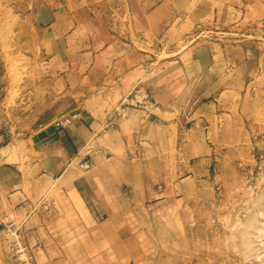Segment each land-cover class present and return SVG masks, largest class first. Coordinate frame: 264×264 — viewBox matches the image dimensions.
Instances as JSON below:
<instances>
[{"label":"rangeland","instance_id":"1","mask_svg":"<svg viewBox=\"0 0 264 264\" xmlns=\"http://www.w3.org/2000/svg\"><path fill=\"white\" fill-rule=\"evenodd\" d=\"M254 1L246 11L257 20L227 24L233 0H55L83 43L72 54L95 60L71 65V100L100 118L101 145L72 155L73 174L55 183L39 179L40 154L24 136L6 146L30 204L3 219L0 264H35L32 247L53 246L64 264H264V0ZM220 46L218 105L183 95L180 127L118 137L113 120L126 107L152 115L143 71L156 84L186 76L201 51L220 66Z\"/></svg>","mask_w":264,"mask_h":264},{"label":"crops","instance_id":"2","mask_svg":"<svg viewBox=\"0 0 264 264\" xmlns=\"http://www.w3.org/2000/svg\"><path fill=\"white\" fill-rule=\"evenodd\" d=\"M7 1L0 0V226L7 216L24 212L30 204L18 163L8 162L7 145L24 136L31 149L40 154L41 162L37 169L41 178H38L44 183L69 178L72 173L68 166L71 156L82 154L92 141L95 148L101 145L100 139L93 135L100 126V118H94L92 109H88L84 102L74 106L71 100V65L77 64L80 68L84 65L82 60L88 59L90 64L86 68L89 70L95 60L91 61L94 58L89 52L79 56L72 54V49H80L83 43L73 41L75 33H72L64 10L57 6L55 0H11L12 4H6ZM233 1V9L228 8L230 12L226 14L227 24L257 20L254 14L246 11L247 5H254L256 1ZM213 49L217 50L216 47ZM220 49L223 71L212 59L205 57L203 51L200 53L202 61L195 66L196 72L185 74L187 77L174 74L156 84L148 78L150 73L143 71L144 88L154 101L152 115L146 116L144 111L126 107L122 116L113 120L118 137L135 131L144 137L145 132L152 129L180 127L178 121L183 120L180 111L183 101L180 99L183 95L189 102L208 97L212 98V105H218L220 97L226 95V46H220ZM228 51L244 53L240 46L229 47ZM131 75L126 77L124 92L123 89L120 91L121 101L129 96ZM212 76L215 77L212 79ZM28 80L33 82L30 86ZM112 84L117 86L118 82ZM56 96L60 97L54 101ZM23 100L25 105H30L21 107ZM126 103L131 105L127 100ZM208 107L201 103L198 111H205ZM79 110L84 111L83 116L76 114ZM95 115L99 117L100 114ZM67 117L71 119L69 126H54L56 121ZM115 133L110 135L116 136ZM96 158H93L94 162ZM29 234L38 238L35 232ZM27 242L31 247L32 244ZM56 249L58 247L55 246L45 250L32 247L35 264H64L56 256L62 253Z\"/></svg>","mask_w":264,"mask_h":264},{"label":"built area","instance_id":"3","mask_svg":"<svg viewBox=\"0 0 264 264\" xmlns=\"http://www.w3.org/2000/svg\"><path fill=\"white\" fill-rule=\"evenodd\" d=\"M70 124H71V119L67 117V118H64L63 120L56 121L54 123V126L56 128H62V127H65V126H69ZM89 166L90 165H89L88 162H86V163H84L82 165V167H84V168H88Z\"/></svg>","mask_w":264,"mask_h":264}]
</instances>
